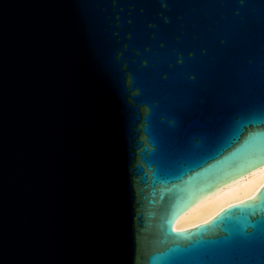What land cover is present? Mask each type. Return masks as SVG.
<instances>
[{"label":"water","instance_id":"obj_1","mask_svg":"<svg viewBox=\"0 0 264 264\" xmlns=\"http://www.w3.org/2000/svg\"><path fill=\"white\" fill-rule=\"evenodd\" d=\"M264 0H0V264H245L264 182Z\"/></svg>","mask_w":264,"mask_h":264},{"label":"bare ground","instance_id":"obj_2","mask_svg":"<svg viewBox=\"0 0 264 264\" xmlns=\"http://www.w3.org/2000/svg\"><path fill=\"white\" fill-rule=\"evenodd\" d=\"M262 182H264V165L196 201L175 220L173 228L175 230L186 229L211 219L224 206L255 193Z\"/></svg>","mask_w":264,"mask_h":264},{"label":"snow or ice","instance_id":"obj_3","mask_svg":"<svg viewBox=\"0 0 264 264\" xmlns=\"http://www.w3.org/2000/svg\"><path fill=\"white\" fill-rule=\"evenodd\" d=\"M245 264H264V255H261L259 259L247 261Z\"/></svg>","mask_w":264,"mask_h":264}]
</instances>
